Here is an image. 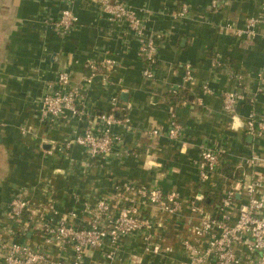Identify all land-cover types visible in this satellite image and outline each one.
<instances>
[{
	"label": "crops",
	"instance_id": "obj_1",
	"mask_svg": "<svg viewBox=\"0 0 264 264\" xmlns=\"http://www.w3.org/2000/svg\"><path fill=\"white\" fill-rule=\"evenodd\" d=\"M121 1L157 45L152 79L142 74L138 38L124 23L111 24L98 0H0V235L16 194L32 205L43 200L51 206L41 215L54 223L75 211L74 223L81 226L92 218V213H83L85 203L108 200L119 206L115 186L132 183L175 193L180 206L174 213L146 209L150 230L123 238L111 264H188L181 240L191 236L203 217L222 220L219 208L226 191L239 190L226 226L234 224L236 209L245 202L243 186L258 182L264 195L262 167L245 164L254 155L264 158V138L250 139L244 128L252 110L264 119V26L257 25L253 37L242 38L227 28L243 29L247 19L260 17L263 0ZM64 7L77 23L61 35L56 23ZM183 7L187 13L181 16ZM107 58L115 61L110 72L104 75L100 69L86 76L87 60L100 63ZM186 65L192 68L191 85L183 81ZM59 71L67 72L81 89L88 114L108 112L110 98L116 96L117 115L129 117L131 131L114 128L122 135V145L106 159L86 162L80 146L70 149L69 160L55 151L77 124L53 128L39 119V100ZM205 84L211 94L202 93ZM242 86L253 94L254 103L239 104L231 118L223 110L222 95ZM174 92H185L187 99L172 108ZM170 113L180 126L174 141L152 134L167 131ZM204 147L221 150V158L218 172L201 183L196 162ZM221 161L233 168L235 177L222 173ZM190 200L201 207L200 213L192 210ZM40 233L32 225L19 241L34 247ZM69 252L54 249L50 257L67 259ZM85 262L104 264L99 252H88Z\"/></svg>",
	"mask_w": 264,
	"mask_h": 264
},
{
	"label": "built area",
	"instance_id": "obj_2",
	"mask_svg": "<svg viewBox=\"0 0 264 264\" xmlns=\"http://www.w3.org/2000/svg\"><path fill=\"white\" fill-rule=\"evenodd\" d=\"M98 2L111 24L122 22L135 34L138 38V58L141 62L152 65L156 61L158 48L154 38L144 35L142 22L135 12L121 0ZM186 13L187 9L183 7L181 16ZM76 23L77 19L69 7L60 10L56 26L61 35L68 34ZM259 24L264 26V0L260 17L247 19L243 29L232 28L230 25L227 28L238 38L253 37L254 28ZM114 65L115 61L111 58L100 63L87 60L84 69L90 71L91 77L99 68L106 75ZM142 74L145 78L152 79L153 69L143 68ZM237 79L240 83L241 78ZM183 81L186 85L193 82L190 65L184 67ZM201 90L203 94H211L207 84L203 85ZM109 103L108 112L98 116L88 114L81 89L73 84L67 72H57L54 84L39 100V119L53 128L60 123L74 121L77 124L72 127L69 138L57 146L55 151L62 154L65 160H69L70 149L80 146L85 151L86 162H90L106 159L116 147L121 146L122 135L116 133L114 128L121 127L125 133H129L130 119L125 115H117L119 104L116 96H112ZM243 103L249 106L254 103L253 94H248L244 86L239 92H226L222 95L223 110L231 118L236 116L237 106ZM169 116L167 131L160 133L154 130L152 134H165L168 140L174 141L179 138L180 126L176 123L173 113ZM244 128L245 133L253 139L264 138V119L257 117L254 110L247 116ZM220 158L221 150L201 148L199 160L196 162L199 182L206 183L218 172ZM245 164L259 165L264 172V158L254 155L247 159ZM260 188L262 185L258 182H251L242 187L245 202L236 209L232 226H226L224 222L230 218L235 192L239 190L233 188L226 191L219 208L222 220L203 217L199 224L193 227L191 236L181 240V246L189 260L188 264H208L210 259L214 264H264V195L262 190L259 194ZM114 191L119 206L111 205L108 200H99L95 204L85 203L83 213H92V218L81 226L74 223L77 217L75 211L68 212L65 219L54 223L41 215L49 211L51 206L44 205L43 200L38 205H32L24 195L16 194L7 208V218L10 221L3 235H0V264H87L85 256L88 252H99L104 264H111L123 238L150 230V221L145 215L146 209L156 207L164 212L174 213L180 206L177 194H164L157 188L147 189L126 183L116 185ZM48 202H52L51 197ZM189 205L192 210L201 212V207L195 200H190ZM32 225L41 231L34 247L19 241ZM54 249L59 252L70 251L69 257L52 260L50 255L54 254ZM157 249L153 247L152 251L156 252ZM146 250L149 251L150 247Z\"/></svg>",
	"mask_w": 264,
	"mask_h": 264
},
{
	"label": "trees",
	"instance_id": "obj_3",
	"mask_svg": "<svg viewBox=\"0 0 264 264\" xmlns=\"http://www.w3.org/2000/svg\"><path fill=\"white\" fill-rule=\"evenodd\" d=\"M142 64H143V68L150 67L151 69H154L155 66H156V61L152 65H150V66H149V63H147V62H142ZM99 70H100V68L96 71V73ZM85 71H86V76L88 77L90 75V71H88V70H85ZM186 99H187V96H186V93L185 92H182V93L181 92L180 93H178V92L171 93L170 94V101L172 103L170 102L171 103L170 105L172 106V108H174L173 106L176 103L179 102L180 104H182V103L185 102ZM175 120H176V117H175ZM176 123H177V120H176ZM221 167H222V173L226 177H228V178L229 177H232V176L235 177L236 173L234 174L233 168H231L230 165H228L225 162L221 161Z\"/></svg>",
	"mask_w": 264,
	"mask_h": 264
},
{
	"label": "water",
	"instance_id": "obj_4",
	"mask_svg": "<svg viewBox=\"0 0 264 264\" xmlns=\"http://www.w3.org/2000/svg\"><path fill=\"white\" fill-rule=\"evenodd\" d=\"M248 138L252 139V137H251V136H249Z\"/></svg>",
	"mask_w": 264,
	"mask_h": 264
}]
</instances>
